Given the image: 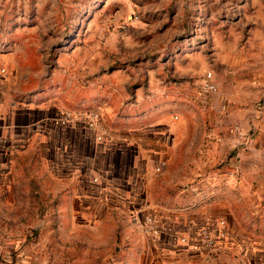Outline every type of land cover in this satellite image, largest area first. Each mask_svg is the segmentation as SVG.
Returning <instances> with one entry per match:
<instances>
[{"label":"crops","instance_id":"1","mask_svg":"<svg viewBox=\"0 0 264 264\" xmlns=\"http://www.w3.org/2000/svg\"><path fill=\"white\" fill-rule=\"evenodd\" d=\"M12 54L6 55L9 70L14 69ZM189 55L196 56L189 69L210 73L215 91L187 84L183 52L167 53L166 63L153 55V64H142L151 75L144 85L136 81L130 88L135 101L127 106L120 101L113 110L104 107L102 139L90 137L89 153H79L86 163L65 159L72 156L69 139L54 134L59 105L54 85L21 88L33 94L27 104L10 100L5 105L1 97L0 141L21 138L23 150L32 139L40 156L58 155L41 170L55 182V236L68 241L57 243L53 264H210L211 255L230 261L239 247L247 264H264V52L236 57L213 48ZM129 62L115 68L113 76L132 79L136 69L134 60ZM116 83L114 88L126 86ZM186 107L193 110L192 118L185 115ZM202 110L208 112L206 119ZM189 119L192 132L186 131ZM233 124L248 135L236 175L228 131ZM76 131L84 137L80 128ZM114 157H123V171ZM59 183L68 189L61 197ZM147 217L157 222L158 234L142 229ZM205 226L221 234V245L209 251L197 241ZM234 236L240 239L236 244ZM72 237H81L84 253L92 246L96 260L58 255L72 252L71 243H77H70Z\"/></svg>","mask_w":264,"mask_h":264},{"label":"rangeland","instance_id":"2","mask_svg":"<svg viewBox=\"0 0 264 264\" xmlns=\"http://www.w3.org/2000/svg\"><path fill=\"white\" fill-rule=\"evenodd\" d=\"M134 15L137 20L128 19ZM213 48L236 57L264 52V0H0V86L10 87L0 88V99L5 105L10 100L27 104L33 94L22 93L21 88L52 84L59 103L57 113L96 109L102 128L106 105L113 110L120 101L125 106L135 101L130 88L136 81L144 85L151 75L142 64H153V55L163 61L167 53L186 54L187 84L190 80L201 89L207 72L192 73L189 68L196 56L189 54L209 53ZM9 51L16 59L10 70L5 67ZM130 60L136 69L132 79L113 76L115 68L120 70ZM115 82L116 87L125 83L126 91L114 88ZM200 114L205 119L208 116L203 110ZM185 115L192 118L193 110L186 107ZM17 120L21 124V114ZM55 122L54 134L66 135L72 148V156L64 158L86 163L79 153H89L92 132L81 122L70 124L67 132ZM191 122L187 132L194 131ZM79 128L85 138L76 131ZM35 144L30 139L21 150V138L0 141V264H53L57 243L68 242L55 236L57 206L51 198L55 182L41 172L58 155L40 156ZM51 145L58 147L55 141ZM110 159L124 170L123 157ZM57 186L58 197L66 195L68 189L60 183ZM95 224L103 226L102 222ZM213 234L216 246L221 245V234ZM70 243L72 252L64 250L58 255L65 260H96L92 246L86 253L80 251L81 237L70 238ZM235 250L228 262L220 254L211 255L210 264H247L241 248Z\"/></svg>","mask_w":264,"mask_h":264},{"label":"built area","instance_id":"3","mask_svg":"<svg viewBox=\"0 0 264 264\" xmlns=\"http://www.w3.org/2000/svg\"><path fill=\"white\" fill-rule=\"evenodd\" d=\"M128 19L137 20L138 16H129ZM210 78V73H207V77L201 86L202 91L205 93L213 92L216 89ZM54 120L62 127H67L72 123L81 122V124H83L86 129L92 132V136L95 140L98 141L102 139L103 133H101L100 113L96 109L88 112H79L77 114H73L71 111L69 112L66 110H60L55 115ZM228 131L232 135L230 153V155L234 157L232 174L236 175L239 170L240 153L246 147L248 135L247 132L237 124L230 126ZM142 229L150 234L159 233L157 222L151 217H147L145 220H143ZM197 241L198 245L203 250L209 251L216 246L217 238L208 227H202L198 232Z\"/></svg>","mask_w":264,"mask_h":264}]
</instances>
